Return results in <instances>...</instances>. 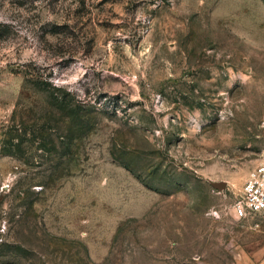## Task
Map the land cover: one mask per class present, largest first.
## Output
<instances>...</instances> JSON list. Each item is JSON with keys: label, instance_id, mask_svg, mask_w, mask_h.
I'll return each mask as SVG.
<instances>
[{"label": "rangeland", "instance_id": "obj_1", "mask_svg": "<svg viewBox=\"0 0 264 264\" xmlns=\"http://www.w3.org/2000/svg\"><path fill=\"white\" fill-rule=\"evenodd\" d=\"M0 22V264H237L264 0H0Z\"/></svg>", "mask_w": 264, "mask_h": 264}, {"label": "built area", "instance_id": "obj_2", "mask_svg": "<svg viewBox=\"0 0 264 264\" xmlns=\"http://www.w3.org/2000/svg\"><path fill=\"white\" fill-rule=\"evenodd\" d=\"M233 211L238 219H264V157L249 172L240 198L233 204Z\"/></svg>", "mask_w": 264, "mask_h": 264}, {"label": "crops", "instance_id": "obj_3", "mask_svg": "<svg viewBox=\"0 0 264 264\" xmlns=\"http://www.w3.org/2000/svg\"><path fill=\"white\" fill-rule=\"evenodd\" d=\"M243 227L237 264H264V219L249 217L240 219Z\"/></svg>", "mask_w": 264, "mask_h": 264}, {"label": "water", "instance_id": "obj_4", "mask_svg": "<svg viewBox=\"0 0 264 264\" xmlns=\"http://www.w3.org/2000/svg\"><path fill=\"white\" fill-rule=\"evenodd\" d=\"M214 185H215V187H217V188H223V187H226V183H224V182L215 183Z\"/></svg>", "mask_w": 264, "mask_h": 264}, {"label": "trees", "instance_id": "obj_5", "mask_svg": "<svg viewBox=\"0 0 264 264\" xmlns=\"http://www.w3.org/2000/svg\"><path fill=\"white\" fill-rule=\"evenodd\" d=\"M3 27H5V25H4L3 23L0 22V32H1L2 30H4Z\"/></svg>", "mask_w": 264, "mask_h": 264}]
</instances>
